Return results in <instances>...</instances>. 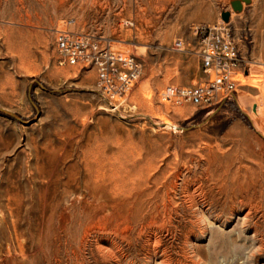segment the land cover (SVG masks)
<instances>
[{"label":"rangeland","instance_id":"1","mask_svg":"<svg viewBox=\"0 0 264 264\" xmlns=\"http://www.w3.org/2000/svg\"><path fill=\"white\" fill-rule=\"evenodd\" d=\"M234 1L0 0V107L23 120L0 112V264H264V0ZM224 11L250 76L163 101L207 79L195 28ZM62 28L137 57L122 102L59 63Z\"/></svg>","mask_w":264,"mask_h":264},{"label":"built area","instance_id":"2","mask_svg":"<svg viewBox=\"0 0 264 264\" xmlns=\"http://www.w3.org/2000/svg\"><path fill=\"white\" fill-rule=\"evenodd\" d=\"M71 23L66 22V26ZM195 34L199 37L197 54L207 79L191 86L170 85L159 95L169 103H192L205 108L226 103L234 97L242 77H248L247 61L229 23L198 26ZM183 46L182 39L174 43L177 50ZM56 47L61 65L93 67L98 90L110 101L122 102L142 73V64L135 55L114 48L106 38L62 28L56 30Z\"/></svg>","mask_w":264,"mask_h":264},{"label":"water","instance_id":"3","mask_svg":"<svg viewBox=\"0 0 264 264\" xmlns=\"http://www.w3.org/2000/svg\"><path fill=\"white\" fill-rule=\"evenodd\" d=\"M232 6H233V8H234L235 11H242V9H243V4L239 0L234 1L232 3ZM230 17H231V12L230 11H224V12H222V19L225 22H229L230 21ZM254 110H256V106H254ZM0 112H3L5 114H7V115H10L12 117L17 118L20 121H23L22 118L19 115H17L16 113H14V112H12V111H10L8 109H5V108L0 107ZM195 126H199V125H194V127ZM178 129L183 130V131H186V130H188L190 128H188V127H179Z\"/></svg>","mask_w":264,"mask_h":264},{"label":"bare ground","instance_id":"4","mask_svg":"<svg viewBox=\"0 0 264 264\" xmlns=\"http://www.w3.org/2000/svg\"><path fill=\"white\" fill-rule=\"evenodd\" d=\"M248 76H250V72H249V75ZM165 124H167L168 126L171 125L170 123H165ZM171 126L174 127V128H176V126H173V125H171Z\"/></svg>","mask_w":264,"mask_h":264}]
</instances>
